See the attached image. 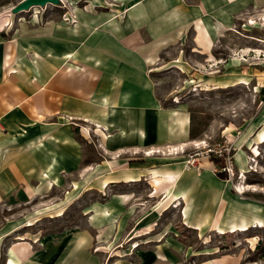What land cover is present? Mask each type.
Listing matches in <instances>:
<instances>
[{
  "label": "crops",
  "instance_id": "1",
  "mask_svg": "<svg viewBox=\"0 0 264 264\" xmlns=\"http://www.w3.org/2000/svg\"><path fill=\"white\" fill-rule=\"evenodd\" d=\"M74 15L73 26L0 33V209L32 207L0 222V264H186L176 223L264 227L263 201L238 196L210 162L186 168L172 153L195 142L190 113L163 103L150 72L189 35L197 59L180 47V72L194 64L200 89L248 87L258 106L241 141L261 145L264 0H86ZM231 34L244 40L224 45ZM90 191L106 197L80 206L83 227H37Z\"/></svg>",
  "mask_w": 264,
  "mask_h": 264
},
{
  "label": "rangeland",
  "instance_id": "2",
  "mask_svg": "<svg viewBox=\"0 0 264 264\" xmlns=\"http://www.w3.org/2000/svg\"><path fill=\"white\" fill-rule=\"evenodd\" d=\"M22 1L0 0V33L5 39H10L15 35L16 30H24L25 27L33 29L40 26L45 29L60 23H64L60 25L73 26L77 22L75 12L86 8V0H54L42 6L34 5L13 13L14 8ZM250 23L255 24L253 21ZM241 35L231 34L223 44L236 47L239 44L238 40L243 39ZM190 45L191 39L188 35L186 40L166 50L162 54L161 63L150 70L154 72L152 76L157 83L156 91L163 103L168 106L183 103L190 113L191 137L195 142L178 153L184 157L185 162L188 155H195V167L186 168L199 170L200 163L208 161L213 165L216 174L220 173L223 180L232 183L233 190L238 196L264 202V139L260 138L264 132L259 136L263 141L259 146L246 148L245 142L241 141L245 134V124L241 123L255 115L258 105L252 94L250 95L248 87L243 85L218 90H210L211 86L200 89L193 79L194 64L191 68L188 66L187 75L190 77L181 73L179 64L174 61L181 51L180 47L183 48L189 62L194 63L197 59V56L190 51ZM219 51L226 54V49L221 45ZM208 148L215 151L206 152ZM238 153L244 157L242 168L236 165ZM239 185L244 186L238 189ZM253 190L261 193L252 194ZM64 191V189L55 191L53 199L62 197ZM105 197V194L95 191L87 192L66 209L61 219L52 222L43 219L41 225L37 227L61 228L73 225L83 227V217L79 213L80 206L88 201L101 200ZM47 199L49 198L43 199V204ZM31 208V205L15 209L1 208L0 222L22 213L27 214L32 210ZM175 226H178L175 229L178 231L176 233L178 242L189 248L187 258L184 257L186 264H264V227L261 225L223 234L209 231L196 232L180 226V223H176ZM135 244L138 243L132 246Z\"/></svg>",
  "mask_w": 264,
  "mask_h": 264
},
{
  "label": "water",
  "instance_id": "3",
  "mask_svg": "<svg viewBox=\"0 0 264 264\" xmlns=\"http://www.w3.org/2000/svg\"><path fill=\"white\" fill-rule=\"evenodd\" d=\"M51 1H54V0H23L17 7L14 8L13 13H18L17 11L20 8H27L28 6H31V5L42 6L47 3H50Z\"/></svg>",
  "mask_w": 264,
  "mask_h": 264
},
{
  "label": "built area",
  "instance_id": "4",
  "mask_svg": "<svg viewBox=\"0 0 264 264\" xmlns=\"http://www.w3.org/2000/svg\"><path fill=\"white\" fill-rule=\"evenodd\" d=\"M212 151H215V150L210 149V148H208V149L206 150V152H212ZM194 157H195V155H188V156H187V160H186V162H185L186 167H189V166H193V167H195V162H196V160H195ZM227 171H229V170H227Z\"/></svg>",
  "mask_w": 264,
  "mask_h": 264
},
{
  "label": "bare ground",
  "instance_id": "5",
  "mask_svg": "<svg viewBox=\"0 0 264 264\" xmlns=\"http://www.w3.org/2000/svg\"><path fill=\"white\" fill-rule=\"evenodd\" d=\"M32 6H34V5H31V6H28L27 8H30V7H32ZM37 6V5H36ZM22 9H25V8H20V9H18V11H22ZM261 139H264V133L261 135V137H260ZM196 145V144H195ZM175 149V148H174ZM178 152H180V151H178V150H176L175 152L173 151L172 153H174V154H178ZM242 186H244V185H242ZM241 186V187H242ZM241 187H240V185H239V188L238 189H241ZM258 226V225H257Z\"/></svg>",
  "mask_w": 264,
  "mask_h": 264
},
{
  "label": "trees",
  "instance_id": "6",
  "mask_svg": "<svg viewBox=\"0 0 264 264\" xmlns=\"http://www.w3.org/2000/svg\"><path fill=\"white\" fill-rule=\"evenodd\" d=\"M217 176L220 177L221 179H224L223 176L217 172Z\"/></svg>",
  "mask_w": 264,
  "mask_h": 264
}]
</instances>
